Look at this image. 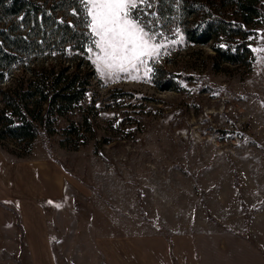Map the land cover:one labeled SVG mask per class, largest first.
<instances>
[{
    "label": "rangeland",
    "instance_id": "1",
    "mask_svg": "<svg viewBox=\"0 0 264 264\" xmlns=\"http://www.w3.org/2000/svg\"><path fill=\"white\" fill-rule=\"evenodd\" d=\"M139 14L149 30L157 12L142 5ZM257 30L250 37L251 68L218 61L209 45L189 43L176 25L149 30L156 33L149 55L141 57L145 64L132 61L135 68L125 60L123 69L98 72L103 53L94 47L89 61L95 80L72 118L80 135L66 134L69 124L59 122L64 130L38 137L27 159L15 155L25 152L23 145L0 146L10 160H46L66 173L67 207L65 201L61 218L53 210L49 220L67 264H103L92 250L98 235L204 231L218 226L212 212L235 229L244 227V213L247 232L260 208L252 211L253 202L264 196V27ZM164 71L203 80L183 83L180 93L165 92L159 84ZM13 246L0 244V258L28 264Z\"/></svg>",
    "mask_w": 264,
    "mask_h": 264
},
{
    "label": "trees",
    "instance_id": "2",
    "mask_svg": "<svg viewBox=\"0 0 264 264\" xmlns=\"http://www.w3.org/2000/svg\"><path fill=\"white\" fill-rule=\"evenodd\" d=\"M151 8L157 15L149 30L176 25L189 43L209 45L224 64L255 63L250 37L264 27V0H151ZM85 17L81 0H0V146L23 145L24 153H13L19 159L29 158L38 137L63 131L59 122L69 124L66 134L80 135L72 118L95 80L89 61L95 36ZM202 80L164 71L159 84L161 91L180 93L183 83ZM235 185L240 192L238 176ZM241 207L249 211L243 201ZM15 220L22 240L16 214Z\"/></svg>",
    "mask_w": 264,
    "mask_h": 264
},
{
    "label": "crops",
    "instance_id": "3",
    "mask_svg": "<svg viewBox=\"0 0 264 264\" xmlns=\"http://www.w3.org/2000/svg\"><path fill=\"white\" fill-rule=\"evenodd\" d=\"M67 178L46 160L13 161L0 149V244L13 243L16 258L26 254L28 264H67L64 249L57 252L49 220L53 210L61 218L65 201L67 207ZM263 198L253 202L254 208H260L252 213L247 232L244 213V227L235 229L212 212L218 226H205L204 231L165 229L163 234L145 229L134 235H98L93 255L103 264H264V235L255 229V225L264 229ZM14 213L24 231L22 240ZM0 264H7L6 259L0 258Z\"/></svg>",
    "mask_w": 264,
    "mask_h": 264
},
{
    "label": "snow or ice",
    "instance_id": "4",
    "mask_svg": "<svg viewBox=\"0 0 264 264\" xmlns=\"http://www.w3.org/2000/svg\"><path fill=\"white\" fill-rule=\"evenodd\" d=\"M81 3L85 5L86 26L98 37L92 43L103 53L97 56L98 72L113 67L123 69L125 60L129 64L134 60L145 64L141 57L149 55L150 41L156 33L148 30L137 13L142 5L151 7V0H81Z\"/></svg>",
    "mask_w": 264,
    "mask_h": 264
}]
</instances>
